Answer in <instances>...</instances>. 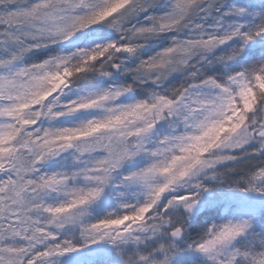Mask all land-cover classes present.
Instances as JSON below:
<instances>
[{
    "label": "snow or ice",
    "instance_id": "obj_1",
    "mask_svg": "<svg viewBox=\"0 0 264 264\" xmlns=\"http://www.w3.org/2000/svg\"><path fill=\"white\" fill-rule=\"evenodd\" d=\"M0 264H264V0H0Z\"/></svg>",
    "mask_w": 264,
    "mask_h": 264
}]
</instances>
